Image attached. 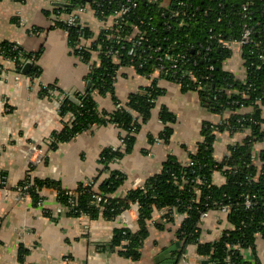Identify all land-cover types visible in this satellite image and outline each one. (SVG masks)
Returning a JSON list of instances; mask_svg holds the SVG:
<instances>
[{"label": "trees", "instance_id": "16d2710c", "mask_svg": "<svg viewBox=\"0 0 264 264\" xmlns=\"http://www.w3.org/2000/svg\"><path fill=\"white\" fill-rule=\"evenodd\" d=\"M80 5L92 9L104 22L111 19V24L95 36L88 26L69 25L61 19L62 14L74 13ZM128 5L131 6L128 13H116ZM55 13L60 17L56 24L67 32L70 45L85 62H90L93 51L98 52L99 63L92 65L89 80L94 90L112 96L116 110L110 113L100 110L90 93L82 96L79 103L71 98L63 100L61 114H72L73 118L62 131L52 135L53 147L94 125L112 123L125 134L121 137L122 147H109L101 154L102 170L108 172L109 177L99 188L92 182L71 191L62 188L59 182L34 178V187L28 190L33 202L37 205L42 200L39 192L42 188H55L59 201L68 207L70 215L85 214L93 218L103 215L109 220L138 204L139 229H116L110 244L111 250L133 259L141 257L142 246L149 236V221L158 209L167 210L165 220L168 222L174 220V214L184 215L177 231L179 240L196 244L198 254L213 264H260L257 258L256 263L248 261L243 251L255 252L257 235L264 237V150L259 153L261 166L256 164L252 153L257 143H264L261 112L264 106V0H170L166 4L164 0H71L69 6L57 7ZM78 19L82 23L81 15ZM245 26L250 27L252 33L250 42L240 47L247 71L243 81L224 69L223 64L233 50L221 45L219 39L237 42ZM141 35L143 43L137 45ZM110 50H118L117 57L109 53ZM2 52L18 70L24 59L36 58L15 43L4 44ZM121 66H133L144 76L154 74L161 66L163 69L148 87L132 93L122 102L114 91ZM37 70L33 67L30 73L36 75ZM159 78L179 84L185 92H198L204 101L210 100L209 106L217 111L229 110L231 115L219 124L203 125V140L187 163L170 155L160 173L149 178L144 186L130 189L124 197L114 196L125 175L110 166L133 150L136 134L149 120L158 97L165 92L157 84ZM247 107H252L253 111L242 113L241 109ZM160 118L165 123L175 120L165 107L161 108ZM248 128L250 135L242 143L230 146L228 154L218 161L214 156L217 132ZM171 134L172 129L166 127L162 136L167 140ZM216 171L226 177L221 186L213 183ZM98 195L104 196L106 201L98 202ZM247 196L252 201L250 207L245 204ZM223 207L229 209L227 220L232 227L217 241L202 243L200 213Z\"/></svg>", "mask_w": 264, "mask_h": 264}, {"label": "crops", "instance_id": "0c3cea01", "mask_svg": "<svg viewBox=\"0 0 264 264\" xmlns=\"http://www.w3.org/2000/svg\"><path fill=\"white\" fill-rule=\"evenodd\" d=\"M58 3L70 4L71 0H0V264H202L208 258L198 254L197 245L185 244L177 236L184 215L174 214V220L168 222L167 210L156 209L149 221V236L142 246L141 257L133 259L111 250L110 244L116 229H139L138 206L132 205L114 220L103 215L74 217L59 201L55 188H42L39 191L42 200L37 205L31 197L18 195L17 187L34 178L59 182L62 188L71 191L92 182L97 189L109 177L102 170V152L123 146L121 137L125 131L108 123L94 125L53 147L52 135L62 131L73 118L72 114H61L63 100L90 93L100 110L109 113L116 110L112 96L94 90L89 80L92 65L99 63L98 52H92L90 62L75 52L67 32L56 24L60 18L55 13L61 7ZM65 18L63 15L61 19ZM81 21L95 36L112 22L100 20L92 9L81 14ZM8 43L35 55L28 73L23 72L28 59L18 70L13 61L4 57L2 46ZM223 66L239 80L247 78L240 47L234 48ZM33 67L38 69L36 75L30 73ZM157 76H144L133 66H121L114 83L115 96L126 102L129 95L148 87ZM157 84L165 92L136 134L133 150L110 166L125 175L114 196L124 197L130 189L144 186L149 178L160 173L170 155L187 163L203 140V125L219 124L231 115L229 110L217 111L207 106L198 92H185L173 81L159 78ZM163 107L175 116L174 121L161 120ZM252 111V107L241 109L242 113ZM261 112L264 119V106ZM166 127L172 129L167 140L162 136ZM250 133L249 128L217 132L215 158L221 161L230 146L242 143ZM262 150L264 143H257L254 160L259 166L263 164L259 159ZM225 181L222 172H214V184L221 186ZM227 214L223 210L207 213L200 225L202 243L217 241L232 227ZM255 252L243 251L248 261L256 263L257 258L264 264L262 235L256 237Z\"/></svg>", "mask_w": 264, "mask_h": 264}, {"label": "built area", "instance_id": "2783aa9c", "mask_svg": "<svg viewBox=\"0 0 264 264\" xmlns=\"http://www.w3.org/2000/svg\"><path fill=\"white\" fill-rule=\"evenodd\" d=\"M135 6V4L133 5ZM88 9V7L86 5H80L78 6V8L76 9V11L74 13H68V14H62L63 15H66V22L69 24V25H76V24H81L80 22H78V15H81L82 13H84L86 10ZM131 9V6H123L121 8L120 11L116 12L117 14L119 15H125L126 13H128ZM251 33H252V29L250 27H247L245 26L244 27V31H243V34H242V37L239 41H224L222 40V38L219 39V43H221V45H225L229 48H231L232 50H234V48L237 46V47H241L242 45L244 44H247L250 42V38H251ZM143 40H144V36L141 35L138 40H137V45H141L143 43ZM117 43L120 44L121 41L120 40H117ZM81 47V46H80ZM209 49V47H208ZM109 53L113 54L114 57H117L119 51L118 50H110ZM183 57H185L183 55ZM214 67L211 65L210 66V69H213ZM259 69H261V66H258ZM161 69H163V66H161L158 70L155 71L154 74H151L150 76H153L155 74H158L159 71H161ZM215 125V124H213ZM253 155L255 154L254 151H252ZM31 187H34V181L33 180H27V181H24L23 184H20L18 187H17V193L18 195L21 197V198H26V197H30L29 193H28V190L31 188ZM96 199L98 202H105L106 201V198L104 196H101V195H98L96 196ZM245 204L247 205V207H250L252 206V201L251 199L247 196L245 198ZM133 205H136L138 206V204H133ZM138 210H139V206H138ZM223 211H227L228 212V207H223V209H221ZM139 214V212H138ZM207 215V213L205 212H201L200 213V217L201 219L203 220L204 217Z\"/></svg>", "mask_w": 264, "mask_h": 264}, {"label": "water", "instance_id": "95a60500", "mask_svg": "<svg viewBox=\"0 0 264 264\" xmlns=\"http://www.w3.org/2000/svg\"><path fill=\"white\" fill-rule=\"evenodd\" d=\"M58 5H59V6H63V7H67V6H69L70 4H69V3H58ZM78 26L80 27V26H82V25L79 24ZM31 65H32V61L29 60V61L25 64L24 69H23V72H24V73H28V72H29V68H30ZM89 86H90V83H88V87H89ZM81 98H82V96H79L78 99H76V98H71V99H76L77 103H79V99H81ZM205 101H206V105L209 106V105H210V100H209V99H206ZM250 152H251V151H250ZM176 244H177V245H180V243H176ZM165 253H167V255L169 256L168 258L171 259V254H170V252H169L168 250H166ZM171 261L173 262L174 260H171ZM201 262H202V264H213V263H211L208 259H204V260H202ZM170 264H172V263H170Z\"/></svg>", "mask_w": 264, "mask_h": 264}]
</instances>
